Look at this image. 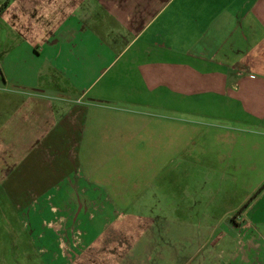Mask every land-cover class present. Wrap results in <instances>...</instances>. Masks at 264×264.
Here are the masks:
<instances>
[{"label":"crops","instance_id":"0c3cea01","mask_svg":"<svg viewBox=\"0 0 264 264\" xmlns=\"http://www.w3.org/2000/svg\"><path fill=\"white\" fill-rule=\"evenodd\" d=\"M130 158L157 170L128 187L243 232L167 254L152 218L91 233L123 192L98 196L97 162ZM0 195L13 235L54 215L40 264H264V0H0Z\"/></svg>","mask_w":264,"mask_h":264},{"label":"rangeland","instance_id":"374dc122","mask_svg":"<svg viewBox=\"0 0 264 264\" xmlns=\"http://www.w3.org/2000/svg\"><path fill=\"white\" fill-rule=\"evenodd\" d=\"M130 157L139 156L132 155ZM154 164L157 170V162L145 161L143 159L130 158L97 162L96 171L94 173L95 176H97L98 186L94 184L93 188L97 187L98 196H102L101 198L103 199V196L106 194L105 189H108V187L123 192H109V194H107L109 196L110 209L101 211V209L98 208L97 210H92L91 213L94 224L91 233H95L102 228L103 219H126V216H130L138 218L140 222H143L141 219L145 220V217L152 218L153 221H150L148 226V228L152 230V236L147 235L150 232L144 233L143 229H141L140 233L142 232V235L140 243L149 241L152 247H157V249L161 250L162 254H167L169 251H176V248L181 251L183 250L182 246L184 244L187 245L186 241L180 240L181 236L193 235V233L198 234L204 231L206 227H209L206 238H215L220 232H225L226 234L243 232L240 225L241 220L238 219L237 216L231 217V220L229 217L228 223L230 226H228L224 220H219L220 222L213 225H202L199 224L198 219L193 218V216L196 215V210L170 208V204L164 202V199L162 201L157 200V197H160L159 193H155V195L153 193H140V191H143L141 183L138 184L139 186L137 187H128L129 180L135 179L134 175L140 176L142 172L144 173L146 170H150V168L152 169L151 165ZM163 187L169 188V186L166 185L162 186V188ZM102 191H104V193H102ZM133 197H137L140 202L132 203L134 201ZM161 197L164 198V194H162ZM32 211L34 210L25 212L28 220V225H25L26 228L21 229L20 224H18V232L13 235L10 224L6 223L9 220L10 209H8L6 205L4 206V200L0 195V252L2 251L0 264H40V260H42L43 257L39 255L35 249L43 245L44 241L42 239L43 236L47 235L46 233L52 235V230L49 228L47 222L52 219L54 215L50 216L44 214L42 216L36 212L38 215L34 216ZM207 211L210 214L214 212L213 210ZM81 215L82 212L80 216ZM84 216L81 217L83 221L80 226V228L83 229L85 227L88 228V225L84 222V218H86ZM88 216L89 215H87V217ZM186 216H188V219L185 224H182ZM76 226H79V224ZM51 237L52 236H50V238ZM27 238H32L34 241H27ZM43 247L45 248L44 245ZM24 249H28V253L32 255L38 254V256H22V253L25 251ZM15 250H18L19 253L16 256ZM205 251L206 248L199 251L198 256L201 257L202 254L205 255ZM180 253L181 252L178 253L176 259L182 260V258H180ZM163 264L166 263L163 261Z\"/></svg>","mask_w":264,"mask_h":264},{"label":"trees","instance_id":"16d2710c","mask_svg":"<svg viewBox=\"0 0 264 264\" xmlns=\"http://www.w3.org/2000/svg\"><path fill=\"white\" fill-rule=\"evenodd\" d=\"M259 188H260V187H259ZM259 188H258V189H259Z\"/></svg>","mask_w":264,"mask_h":264}]
</instances>
